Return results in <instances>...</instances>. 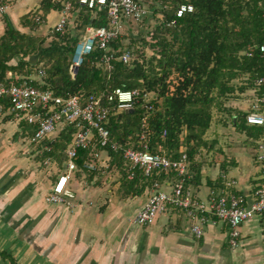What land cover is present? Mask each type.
I'll return each mask as SVG.
<instances>
[{"label": "trees", "instance_id": "trees-1", "mask_svg": "<svg viewBox=\"0 0 264 264\" xmlns=\"http://www.w3.org/2000/svg\"><path fill=\"white\" fill-rule=\"evenodd\" d=\"M62 1L40 0L42 14L30 11L18 17V24L29 30L37 29L51 9L61 10ZM67 1L71 5L70 12L74 13L75 30L67 29L63 35L51 31L52 39L46 44L44 37L25 33L7 16L1 17L0 82H18L21 77H29L33 70L41 69L43 83L39 87L55 95L101 94L115 87L156 93V98L149 102L152 109L144 122L142 117L146 111L139 103L132 112L109 117V139L118 146L137 149L146 144L151 152L172 158L184 151L192 160L198 148L210 146L204 135L209 129L213 108L229 113L231 109L223 105L227 98L236 96V92L251 89L254 98L262 93L263 86L256 85L255 80L264 76V55L256 48L249 54L244 51L263 40L264 0H160L161 19L146 39L123 47L122 35H119L108 43L107 51L94 47L82 57L73 75L70 59L78 32H84L87 26H107L108 19L106 5L89 7L78 0ZM180 4L191 5L192 10L176 16ZM144 46L151 50L148 58L144 55ZM124 48L130 54L126 62L119 59ZM105 53L112 55L110 68L101 62ZM133 53L137 55L134 58ZM36 54L37 59L32 63L29 59ZM6 72L18 78L7 77ZM32 84L38 85L36 81ZM251 110V107L244 112L235 110L229 120L235 130L258 139L264 125L246 123L245 116ZM20 124L28 128L29 137L30 126ZM75 131L72 124L62 127L48 143L50 151L40 158L49 155L59 163L63 161ZM141 132L144 133L142 140ZM94 152L100 153L99 158L93 157ZM90 160L93 170L83 167V163ZM74 161L77 167L74 174L86 179L99 178L101 168L114 165L120 172L118 192L121 197L139 195L146 186L151 187L153 181L162 182L172 175L154 171L144 176L140 169H135L132 179H128L129 166L121 152L110 146L102 147L95 140L89 147L78 148ZM97 162H101L100 166ZM194 168L196 170L193 162ZM0 254L15 264L9 255Z\"/></svg>", "mask_w": 264, "mask_h": 264}, {"label": "crops", "instance_id": "crops-1", "mask_svg": "<svg viewBox=\"0 0 264 264\" xmlns=\"http://www.w3.org/2000/svg\"><path fill=\"white\" fill-rule=\"evenodd\" d=\"M9 11L8 4L4 15L14 25L18 19L12 20ZM2 28L0 17V33ZM235 95L224 102L231 113H220L222 121L210 146L198 148L189 159L188 185L203 202L227 190L248 201L264 181V131L254 139L235 130L229 120L235 110L250 109L253 92ZM63 166L56 160L42 165L28 142V128L0 115V252L15 264H264L263 215L239 225V245L233 249L227 243L226 223L214 218L203 222L200 237L190 232L182 210L169 209L141 226L134 217L151 187L121 197L119 182L110 174L91 179L73 174L70 186L76 200L67 210L44 200ZM228 179L235 183L227 186ZM0 264L11 263L0 254Z\"/></svg>", "mask_w": 264, "mask_h": 264}, {"label": "built area", "instance_id": "built-area-1", "mask_svg": "<svg viewBox=\"0 0 264 264\" xmlns=\"http://www.w3.org/2000/svg\"><path fill=\"white\" fill-rule=\"evenodd\" d=\"M80 4L106 5L107 26H87L84 33L76 41L71 59L70 73L73 75L75 67L81 64L82 57L90 53L94 47L107 51L108 43L123 34L124 22H141L148 13L141 0H78ZM59 21L50 28V31L63 35L67 32L70 20L69 1L63 0ZM9 0H0V17L8 8ZM192 6L180 4L175 14L180 16L190 12ZM38 20V18H36ZM252 48L258 49L264 55V27L263 40L246 49L249 54ZM129 51L124 48L119 59L126 62ZM112 55L103 54L101 62L110 68ZM7 77L18 78L10 72ZM43 71L37 69L35 76L21 77L18 82H0V115L10 116L18 122H24L31 128L28 142L33 146L35 155L40 157L50 151L49 142L65 125L75 126L70 143L65 149L63 168L51 183L44 200L48 204L62 206L67 210L75 206L76 194L70 186V178L76 170L74 158L78 148L89 147L95 140L100 146H110L112 150H119L122 159L129 166L128 179L134 176V170L140 169L144 176L152 172L163 173L171 177L162 182L153 181L151 193L144 205L137 211L134 221L141 226L152 224L159 214L169 209H180L184 216L190 220L189 230L195 237L202 235L203 222L214 218L227 225V243L231 249L239 245V225L255 215L264 216V181L254 190L250 200H246L240 193L232 190L211 194L206 202L197 198L191 191L188 180L191 177L190 160L182 151L175 158L162 153L151 152L146 144L142 148L130 146L121 147L110 142L107 123L111 115L121 112H132L135 104L139 103L144 109L142 117L144 122L152 109L149 93H141L138 89L124 90L119 87L111 89L108 93L87 95H55L48 89L40 88ZM36 81L38 85L32 84ZM255 84L263 86L260 97L254 99L251 111L245 116L246 123L264 125V76L256 78ZM164 135V132L162 133ZM139 138L144 139V133ZM100 153L94 152L93 157L99 158ZM259 160L261 157L258 158ZM40 163L44 166L55 163L49 155L42 156ZM83 167L93 170V161H86ZM264 179V167H262ZM227 186L235 183L233 179L225 181Z\"/></svg>", "mask_w": 264, "mask_h": 264}, {"label": "rangeland", "instance_id": "rangeland-1", "mask_svg": "<svg viewBox=\"0 0 264 264\" xmlns=\"http://www.w3.org/2000/svg\"><path fill=\"white\" fill-rule=\"evenodd\" d=\"M143 5L147 8L148 13L143 18L141 22H134V21H125L124 22V29L122 34V45L123 47L131 46L132 43L139 44L138 41L141 39H146L149 35V32L154 29V27L159 23L161 19V14L159 13V9L161 8L160 0H141ZM10 11L8 12L12 20L18 19L19 16H22L30 11H38L39 14H42V11L40 10V0H10L9 2ZM61 14L60 11L51 9L47 14L44 15V21L40 23L39 27L35 30H29L27 28L21 27L18 22L14 24L15 27L21 29L25 33L36 35L38 37H44V44L48 43L52 39V35L50 34V28H52L60 19ZM70 22L73 21L74 13H70ZM68 29L70 32H73L74 26L73 23H69ZM80 37L84 32L79 31ZM137 41V42H136ZM144 55L146 58H148L151 55V50L148 46H144L143 48ZM137 55L133 53V58ZM15 61V60H13ZM36 70H33L31 73V76H35ZM233 82H236L233 81ZM149 99H155L156 93L151 92L149 93ZM221 108H213L212 109V120L209 126V129L205 133V137L207 138V141H210V137L214 135L217 128L221 124L222 119L219 118L220 113L222 110ZM102 157H104V154H102ZM40 158V157H39ZM101 162H97V165L100 166ZM104 166L101 168V171H99L100 176L102 175H114L116 181L120 178V172L119 170L114 166Z\"/></svg>", "mask_w": 264, "mask_h": 264}, {"label": "water", "instance_id": "water-1", "mask_svg": "<svg viewBox=\"0 0 264 264\" xmlns=\"http://www.w3.org/2000/svg\"><path fill=\"white\" fill-rule=\"evenodd\" d=\"M37 56H38V54H36L35 56H32L29 60L32 61V63H34V62L36 61V59H37ZM77 68H78V67H75V68H74L75 71L77 70Z\"/></svg>", "mask_w": 264, "mask_h": 264}]
</instances>
